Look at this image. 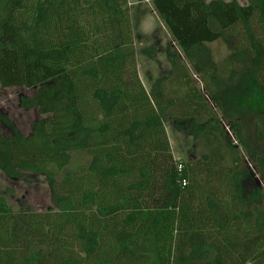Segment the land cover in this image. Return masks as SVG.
<instances>
[{
  "label": "trees",
  "instance_id": "obj_1",
  "mask_svg": "<svg viewBox=\"0 0 264 264\" xmlns=\"http://www.w3.org/2000/svg\"><path fill=\"white\" fill-rule=\"evenodd\" d=\"M150 2L260 180L225 168L222 186L206 191L191 165L174 159L170 121L212 145L211 160L221 144L232 156L238 146L226 144L172 46L170 74L145 89L128 0H0V86L35 89L20 108L40 116L28 135L0 118L9 130L0 132V171L12 181L46 176L54 206L15 213L0 195V264H231L224 237L240 229L257 237L237 264H264V152L245 144L250 118L264 142V0ZM219 40L230 55L201 64L198 54ZM72 153L91 162L58 179L53 170Z\"/></svg>",
  "mask_w": 264,
  "mask_h": 264
},
{
  "label": "rangeland",
  "instance_id": "obj_2",
  "mask_svg": "<svg viewBox=\"0 0 264 264\" xmlns=\"http://www.w3.org/2000/svg\"><path fill=\"white\" fill-rule=\"evenodd\" d=\"M205 1L211 2L215 0ZM224 1L230 2L231 0ZM236 1L242 5L248 4L247 0ZM128 2L132 17L137 66H140V72L139 67L138 72L143 86L148 92H151L156 81L168 76L172 70L166 56L167 47L172 46L176 54L181 55V51L173 41L169 31L158 18L150 0H128ZM147 48L154 49V56L150 57L144 52ZM198 55L197 58L199 57V61L205 66L210 65V63H220L230 55L229 43L225 40H219L207 44L206 50H203ZM182 61L186 65L189 75L191 76L192 85L196 86L205 97L206 93L204 91L203 83L200 81L199 77L195 75L191 65L184 56H182ZM176 84L173 79L170 81L172 90H176V88L179 87ZM35 94V89H27L24 87L4 89L0 86V118L6 116L15 120L14 122L20 127L23 133L28 135L30 133L31 124L35 120L40 119V116L37 109H21L20 98H33ZM206 101L216 111L214 105L207 96ZM216 113L217 119L222 122V124L221 122H218V125L221 130H224V134H226V144H229L230 142L228 139H231V142L238 146L235 153L236 155L232 156L229 150L221 144L217 155L211 160L209 148H213L212 145L207 148L202 141L195 139L192 134H186L179 129H176L175 124L170 121L166 124V129L174 159L182 160L191 165L195 175V181L206 191L212 189L215 191L222 186L217 182V175L218 173H223L225 168H247L250 170L251 174H254L256 179L260 180L259 175H255L254 167L246 146H241L236 141V135L228 127V121L219 111H216ZM248 121L249 122L246 121L247 130L245 131V144L247 146H255L260 151L264 152V142H257L254 135V124L256 121L252 118ZM214 123L216 124L217 121ZM0 132L3 136L9 135V130L1 120ZM70 157V162L66 167L53 170L58 179H61L68 173L74 171L75 168L86 166L91 162V159L86 153H72ZM223 157L226 159L224 162L223 159H221ZM233 159L237 160V164L239 163L240 167L233 162ZM250 178L251 177H248L249 180H251ZM261 187L264 192V184H262ZM0 195L5 198L6 202L15 213L25 211L44 213L54 208L51 201L48 182L44 175L35 177L25 175L22 180L12 181L0 171ZM255 237H257L255 233L249 235L241 229L240 231L233 232L231 235H226L224 237L226 245L222 254L226 256L227 263L237 264L238 253L239 257H242L246 252L249 253V251L244 249L246 246L248 248L252 247L254 241L251 239ZM246 243L247 245H245ZM261 244L264 246V242H261ZM255 248L256 252L261 250V248H259V242L255 245ZM201 263L202 262H198L197 264Z\"/></svg>",
  "mask_w": 264,
  "mask_h": 264
},
{
  "label": "crops",
  "instance_id": "obj_3",
  "mask_svg": "<svg viewBox=\"0 0 264 264\" xmlns=\"http://www.w3.org/2000/svg\"><path fill=\"white\" fill-rule=\"evenodd\" d=\"M138 67H139V72H140V66L138 65Z\"/></svg>",
  "mask_w": 264,
  "mask_h": 264
}]
</instances>
